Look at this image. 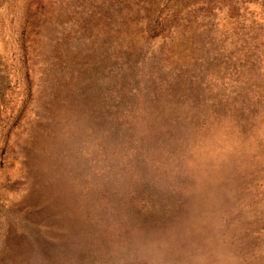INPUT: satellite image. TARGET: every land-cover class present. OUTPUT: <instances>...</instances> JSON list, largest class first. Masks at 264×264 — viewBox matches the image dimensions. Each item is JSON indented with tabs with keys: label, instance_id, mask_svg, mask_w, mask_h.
Listing matches in <instances>:
<instances>
[{
	"label": "rangeland",
	"instance_id": "374dc122",
	"mask_svg": "<svg viewBox=\"0 0 264 264\" xmlns=\"http://www.w3.org/2000/svg\"><path fill=\"white\" fill-rule=\"evenodd\" d=\"M0 264H264V0H0Z\"/></svg>",
	"mask_w": 264,
	"mask_h": 264
},
{
	"label": "trees",
	"instance_id": "16d2710c",
	"mask_svg": "<svg viewBox=\"0 0 264 264\" xmlns=\"http://www.w3.org/2000/svg\"><path fill=\"white\" fill-rule=\"evenodd\" d=\"M130 65V64H129ZM131 66H133V65H131ZM99 67V66H98ZM89 69H91V70H93V73H92V71L90 72V76H88L87 77V79H84V80H79V81H77L76 83H75V87H74V89H73V98L76 100V101H81V99L83 98V97H90L91 96V94L92 93H94V91L95 90H98V88H97V85H99V84H96V77H95V73L96 72H94V69L96 70L97 69V67H96V65L95 66H92V67H90ZM127 70L128 71H130V72H132V67H127ZM132 76V75H131ZM138 77H139V72H138V75H137ZM85 81V85L84 86H82V82H84ZM159 84H160V82H158ZM82 86V87H81ZM154 87L156 88V89H158V85L157 84H154ZM153 87V88H154ZM52 96V95H51ZM47 100L49 101V99H50V96L49 95H47Z\"/></svg>",
	"mask_w": 264,
	"mask_h": 264
}]
</instances>
